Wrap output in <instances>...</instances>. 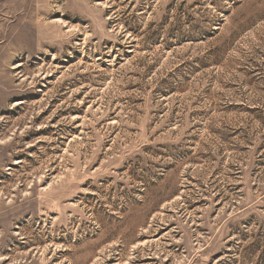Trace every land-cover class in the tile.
<instances>
[{
  "label": "rangeland",
  "instance_id": "1",
  "mask_svg": "<svg viewBox=\"0 0 264 264\" xmlns=\"http://www.w3.org/2000/svg\"><path fill=\"white\" fill-rule=\"evenodd\" d=\"M0 264H264V0H0Z\"/></svg>",
  "mask_w": 264,
  "mask_h": 264
}]
</instances>
